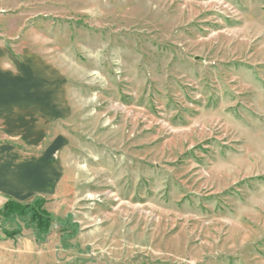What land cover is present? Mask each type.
<instances>
[{
	"label": "rangeland",
	"instance_id": "obj_1",
	"mask_svg": "<svg viewBox=\"0 0 264 264\" xmlns=\"http://www.w3.org/2000/svg\"><path fill=\"white\" fill-rule=\"evenodd\" d=\"M0 42L54 72L24 264H264V0H0Z\"/></svg>",
	"mask_w": 264,
	"mask_h": 264
},
{
	"label": "crops",
	"instance_id": "obj_2",
	"mask_svg": "<svg viewBox=\"0 0 264 264\" xmlns=\"http://www.w3.org/2000/svg\"><path fill=\"white\" fill-rule=\"evenodd\" d=\"M51 82L54 72L48 67L41 71L35 57L25 58L0 42L1 207L8 200H44L58 188L62 167L51 142L57 114ZM10 234L0 227V264H24L23 239Z\"/></svg>",
	"mask_w": 264,
	"mask_h": 264
},
{
	"label": "trees",
	"instance_id": "obj_3",
	"mask_svg": "<svg viewBox=\"0 0 264 264\" xmlns=\"http://www.w3.org/2000/svg\"><path fill=\"white\" fill-rule=\"evenodd\" d=\"M45 201L43 199H37L33 203H20L14 200H8L0 211V217L3 221V226L8 223L21 221L25 227L33 229L36 235V240L39 244H45L48 241V237L52 233V230L56 226V222L52 214L48 213L44 209ZM60 228L64 232L71 230L77 225L71 223V218H68L64 222H60ZM21 232H13L10 235H19ZM70 236L64 235L62 238L63 247L69 248Z\"/></svg>",
	"mask_w": 264,
	"mask_h": 264
}]
</instances>
